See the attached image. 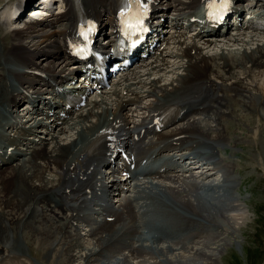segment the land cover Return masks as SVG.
<instances>
[{
  "label": "bare ground",
  "instance_id": "1",
  "mask_svg": "<svg viewBox=\"0 0 264 264\" xmlns=\"http://www.w3.org/2000/svg\"><path fill=\"white\" fill-rule=\"evenodd\" d=\"M25 1L11 0L7 2L0 0V11L3 3L7 2L3 7L10 8L12 17L21 9ZM63 1L66 4V11L63 14H52L42 19L38 24H20L17 22V27L12 22L11 25L14 24L15 27L9 30L12 36L10 43L4 40L0 31V42H2L0 50V107L5 106L10 115L8 118L2 117L0 111V170H4L3 173H0V216L11 218L23 213L24 218L28 219L22 229L7 228V234L4 231L0 234V255L13 254L7 259L1 260L0 264H24L23 260L30 256L38 264H84L88 260V253H96L95 256L89 258L88 264H95V262L96 264H113V261L103 260L99 262L97 260L98 255L104 253L102 247L105 241L94 247H86L81 234L77 233V235L70 236L71 224L80 217L76 204L79 203L77 207L82 206L90 194H95L99 183L105 182L101 176V168L103 164L104 166L107 165L106 158H112L115 152L103 142V131L111 129L119 133L124 132L127 140H129V136L149 123L155 112L171 104H185L191 113L214 111L210 116L217 118L220 123H224V116L227 115V112H231L229 108L232 107V101L244 92L248 93L252 100L253 91H255L261 98V107L258 111L261 114L264 111V43L261 40H254L258 31H254L255 34H250L245 38V28L241 27L236 28L237 33L234 36L228 37V31L233 26L229 25L226 30V38L229 43H225L224 38H214V41L209 39L202 43L207 49L212 47L211 44L213 43L214 46L224 43L218 47V50L219 48L221 50L215 51L213 54H204L205 48L201 45L182 42L185 34L182 31H179V34H177L178 31L175 32L177 36L171 40L174 44L181 45L182 49V45L185 43L186 47L182 58L187 59L185 64L177 68V70H183L184 73L178 74L176 79H165L164 76L160 75L162 72L160 68L171 64L172 61V59L168 60L167 56L161 58L164 56L165 50L161 51V57L156 58L152 64L142 67L146 68L143 73L136 70L130 71L120 79L119 87L117 86L112 92L101 91L100 95L97 94L87 99L86 107L72 108L68 110V118H61L58 113L64 112L69 102L66 98L58 95L60 89L63 91L70 88L74 89L67 93L69 95L87 94L86 86L80 87L81 85L77 83L73 85L70 83L74 80V78H70L73 74L65 73L71 60L68 37L77 25L80 11L86 8L89 14L102 20L114 6V0ZM240 1L235 0L236 3ZM156 2H158L157 13H167L169 9H172V11L178 12L180 16L182 13L191 14L203 0H156ZM258 3L260 6H264V0H258ZM36 12V14L39 13V11ZM243 13V8L241 10L236 8V14L229 17L234 21L235 17L238 19L242 17ZM193 16L191 14L188 19ZM182 19L185 20L184 17ZM193 26H197V24L189 23V27ZM223 35H225L224 31L205 37ZM158 37H161L160 34ZM255 41L256 43H254ZM39 57H44L45 60L38 61ZM251 65V69L244 70ZM257 70L260 71L261 75H256ZM157 74H159L158 78H151L155 75L157 77ZM243 76L255 84L253 89L245 85L242 81ZM210 80H214V93H208ZM47 95L52 96V98L46 97ZM146 99H151V103L145 104L144 100ZM22 102L31 106V109L28 108L21 114L18 108ZM254 105L252 100L246 104V107L251 108ZM50 113H54V115L50 116ZM135 113L141 115V122L132 127ZM42 116L45 118H41ZM51 117H54L53 122L47 123L46 120ZM13 119L15 122L11 121ZM260 120L259 118V122ZM204 121L206 122V119L201 121L202 124L205 123ZM208 121L210 123L205 125L207 130L201 124L185 127V123H183L178 127L176 126L165 134L151 138L146 148L142 147L144 141L140 140L137 142L139 144L137 155H142L140 159H145V153L156 147H159L162 154L169 153L174 149L195 150V148L205 145V142H201L199 137L213 140V144L216 141H219L220 144H227L229 138L222 134L214 122ZM2 129H6L9 135L4 134ZM46 131L47 134L36 140L39 137L37 134ZM140 135L141 133H139ZM131 142L135 143L133 140ZM121 143L134 153L129 145H124L122 139H120ZM194 145L197 146L194 148ZM62 150L70 151L69 155H67L68 152L62 154ZM195 152L198 159H194L189 155L190 153L185 152L179 156L189 155L188 158L171 159L172 165H167L163 159H156L159 162L157 168L165 167L163 173L170 179L177 180L178 183L189 181L186 176L182 177L184 173H190L191 176L189 177H193L195 180L197 177L194 176L193 170L196 168L191 166L198 167L196 161L203 162L214 159L215 162L217 159L214 155V148L211 149L210 153L204 155L202 152ZM37 156L43 161L57 160L60 167L68 166V171L62 174L61 178L63 176L84 177L85 173L88 176L81 180L83 191H78L72 186L66 187L72 188L74 193L67 199H62L57 206V211H53L49 215L40 214L37 208L30 210L29 200L26 198L27 189L30 188L29 183H32L34 172L37 173L38 170V167H35ZM138 156H135L134 160L137 161ZM21 159H26L23 165L19 163ZM172 166L173 169H171ZM203 167L200 166L199 168L203 170ZM120 178L130 179L127 175ZM11 182H14L13 190L6 194L8 184ZM72 183L73 181H70V184ZM143 184L146 186L144 182ZM171 189L178 190L175 186H172ZM184 190L190 194L186 186ZM129 192V196H126L124 190L114 194L117 198L125 197V199L122 200L119 208L113 210L116 219L112 223L111 229L118 228L122 224L123 226L130 225V229L134 228V232H140L141 230L133 225L134 214L131 205L135 203V197H131L133 191ZM35 193H39V191H35ZM135 195L142 199L143 193L136 189ZM21 196L23 198H20ZM201 198L198 194L197 199ZM33 200L34 198H31L30 204H33ZM143 200L147 204L151 200L154 208L167 216V220L157 218V224H154L153 220L147 222V225L161 237L154 240L162 244L156 243L153 239L147 240L146 243L145 239L148 238L141 233L142 247L146 250H143L140 255L135 246L129 243L128 248L135 257L124 256L119 260V264H176L178 262L179 264H217L220 248L232 245L229 237H234L238 233L236 226L239 224L238 221L243 218L241 214L240 219H232L233 221L229 222L235 224V227L234 225L229 227L231 229L229 233L227 232L229 236L221 239L222 244H218L219 247L215 249L212 247L204 251L203 248L201 250V248L194 246L191 250H182L180 244L188 242L183 237L185 230L183 227L186 223L179 221V213L174 210L169 213V208L163 207L159 198L151 197ZM201 200L204 201L203 198ZM152 205L147 206V208H152ZM237 205H240L239 199ZM61 210L65 211L61 212ZM192 213L196 218L192 217L189 226L190 232L188 233L191 241H197L202 238L201 232L210 233L212 226L210 224H214V217L198 207L196 213ZM61 214L67 217L60 216ZM171 217H174L176 221ZM116 222L118 223L117 226L113 227ZM220 224L217 226H221ZM198 225H201V228ZM221 232L224 231L221 230ZM220 235L222 236L223 233H218V237ZM76 237L78 239L73 240ZM214 242V236L210 235L205 244H214ZM34 246H38V248ZM214 251L217 253L215 254ZM188 254L195 255L199 259L191 258L192 256ZM140 257L142 259H139Z\"/></svg>",
  "mask_w": 264,
  "mask_h": 264
},
{
  "label": "rangeland",
  "instance_id": "2",
  "mask_svg": "<svg viewBox=\"0 0 264 264\" xmlns=\"http://www.w3.org/2000/svg\"><path fill=\"white\" fill-rule=\"evenodd\" d=\"M5 1H8V0H5ZM1 31V30H0ZM3 32H4V35H5V39L10 42V39H11V35L10 34H7L5 32V30L3 29ZM7 35V36H6ZM211 48V47H210ZM217 49V50H216ZM214 50L215 51H219L221 50V48H216ZM172 61H175V59H172ZM178 62V61H177ZM173 63V62H172ZM175 63V62H174ZM177 66V65H176ZM175 68V67H174ZM180 70H176V71H172L171 73L169 72V69L165 72H161L160 75L164 76L165 79H170L172 78V76L174 77L176 75L177 72H179ZM175 74V75H174ZM154 77V78H153ZM159 77V74H157V77L155 76H152L151 78L152 79H156ZM147 101H150L151 99H146ZM203 120V119H202ZM205 122V121H204ZM203 122V123H204ZM209 121L206 120V122L204 123V126L206 124H208ZM232 123H236V121H232ZM215 126V125H214ZM247 130L244 131V136L249 133L250 129L249 127L247 126H244ZM236 128L233 126L232 127V135L234 138L236 133L238 134V132L234 133V130ZM212 143L214 142L213 140H210ZM206 145V144H205ZM204 146V145H203ZM237 146H243V150H240L238 149L237 152H239L241 154V158L239 159L240 160V170H241V173H242V178H243V184H242V187H241V199L244 201L245 198L249 199L250 201V206L249 208L252 209L253 207L255 209H258V208H261L263 205H264V161H263V167L262 166H259L257 163H260V161H257L256 162V159H252L251 158H259V154H258V149L261 148L262 150H264V141H260V142H257V141H249L247 138H244L242 139V141H240ZM206 153H210L208 151H205L204 153H202L203 155L206 154ZM234 168V167H233ZM238 181L236 180L235 178V181H232L231 184L233 183H237ZM251 190H253L254 192V197L253 199L251 198ZM208 196H213L212 194H206ZM191 196L195 199V201L197 202V204H199L200 207H202L204 210H206L205 212L208 213V214H211L213 217H214V212L212 211V206L209 205L208 202H206L205 200H201V199H197L198 197V194H195V195H192L191 193ZM231 197H232V200L229 202V203H226V208H231L233 205L236 207H238V196H236L234 193H231ZM236 202V203H234ZM241 203V202H240ZM228 205H230L231 207H229ZM237 205V206H236ZM242 206V204H240ZM207 207V208H206ZM223 208V205L220 206ZM199 208V207H198ZM200 209V208H199ZM202 210V209H201ZM237 211H238V208H237ZM212 212V213H211ZM224 212V210H223ZM239 216H237L236 218H227V219H223L221 220V226H217V228H214V224H210V233H208V235L210 236H214V244L212 243H207L205 244V246L201 247V250L203 248L204 251L206 250H209L210 248H217L219 247L220 244H222L220 241L221 239H224L226 236H229L227 234V232L229 233L231 231V229L229 227H235V224L233 223H229L230 221H233L234 219H240V214H238ZM233 219V220H232ZM225 222V223H224ZM224 223V224H223ZM239 224L242 223V221L238 222ZM232 224V225H231ZM244 226H238L239 228L237 229L238 233L232 237L230 236L229 238H231V243L232 245H228L226 247H222V249L220 248L219 250V259H218V263L217 264H232L230 262V258L231 256L235 255L236 257L238 256L237 255V252L238 251H241L243 249L245 250H249L250 247H253L252 245V241L250 239V237H252L253 235V232L252 230L256 229V223L254 224V216L252 214L249 215V220L247 222V224H243ZM200 226L199 228H201V225H198ZM223 226V227H222ZM226 226V227H225ZM237 227V226H236ZM214 228V229H213ZM220 228V229H219ZM222 228V229H221ZM213 229V230H212ZM216 229V230H215ZM218 229V230H217ZM228 229V230H227ZM224 231V232H221ZM218 231V232H217ZM213 232V233H212ZM218 233L219 234H222L223 233V237L220 235L218 237ZM205 235V233H202L201 232V235ZM202 235V236H203ZM219 238L217 240V238ZM203 238V237H202ZM208 240V239H207ZM191 241V240H190ZM189 241V242H190ZM220 243H219V242ZM187 242V241H186ZM224 242V241H222ZM209 244V246H208ZM216 244V245H215ZM219 244V245H218ZM211 245V246H210ZM213 245V246H212ZM197 246V245H196ZM87 247V245H86ZM200 247H196V248H199ZM193 248V247H192ZM207 248V249H206ZM226 249V250H225ZM221 251V252H220ZM215 252V251H214ZM213 252V253H214ZM217 252H215L216 254ZM189 256H192L191 258H194L195 255L193 256L192 254H188ZM195 258H198L199 257H195ZM201 258V257H200ZM257 259H259V254L257 255ZM113 264H119V261L117 263H114ZM172 264H175V263H172ZM176 264H179L176 263Z\"/></svg>",
  "mask_w": 264,
  "mask_h": 264
}]
</instances>
